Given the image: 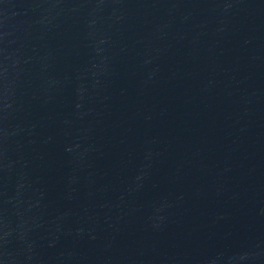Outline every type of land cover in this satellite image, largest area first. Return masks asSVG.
<instances>
[{
  "label": "water",
  "instance_id": "water-1",
  "mask_svg": "<svg viewBox=\"0 0 264 264\" xmlns=\"http://www.w3.org/2000/svg\"><path fill=\"white\" fill-rule=\"evenodd\" d=\"M0 264H264V0H0Z\"/></svg>",
  "mask_w": 264,
  "mask_h": 264
}]
</instances>
